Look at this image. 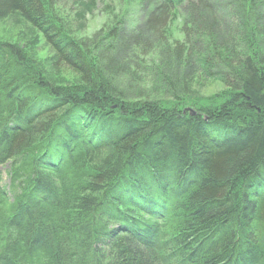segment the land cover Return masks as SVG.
<instances>
[{"label": "trees", "instance_id": "1", "mask_svg": "<svg viewBox=\"0 0 264 264\" xmlns=\"http://www.w3.org/2000/svg\"><path fill=\"white\" fill-rule=\"evenodd\" d=\"M56 1L0 0V19L22 15L84 81L54 85L0 40V264H264V0H137V34L111 31L142 48L184 9L187 75L158 82L174 97L200 69L225 86L215 103L180 98L194 114L120 100Z\"/></svg>", "mask_w": 264, "mask_h": 264}, {"label": "rangeland", "instance_id": "2", "mask_svg": "<svg viewBox=\"0 0 264 264\" xmlns=\"http://www.w3.org/2000/svg\"><path fill=\"white\" fill-rule=\"evenodd\" d=\"M55 4L54 12L64 29L88 50L93 66L98 67L100 72H107L111 78V86L119 93L117 96L120 100L130 102L154 98L158 99L161 106L166 107L167 110L180 109L181 112L188 110L189 113L190 111L195 113L196 109L190 104L182 106L180 98L188 97L197 104H211L215 103L214 99L225 90L222 82L205 77L200 69H198L199 73L192 71V76L186 81V91L174 97H171L172 93L168 91L170 87L158 82V75L167 77V69L178 76V85L184 82L181 78L187 75L183 74L187 73L186 69L183 71L184 65H180L173 54L174 45L184 39L183 32L186 26L184 9L178 7L171 11L162 32H143L142 48L130 46L124 49L118 46L120 43L112 39L111 31L117 28L120 31L133 30L134 34H137L135 26L143 17L137 0H57ZM224 10L229 13L233 22H237L234 9L221 8L218 13L226 26L227 23L231 24L229 23L231 20L227 21L223 16ZM234 25L235 23L233 27L236 28ZM122 27L124 29H121ZM0 40L15 44L26 52L29 59L54 85L84 84L81 75L55 63V53L50 49L43 35L19 13L0 19ZM262 54L264 47L259 48L258 51L259 56ZM188 74L191 75V72L189 71ZM99 160L100 158H95L91 162L98 163ZM5 171V166L0 168L2 184L7 182ZM1 244L0 242V250L3 246ZM40 258L37 255L33 260L34 264H42Z\"/></svg>", "mask_w": 264, "mask_h": 264}, {"label": "water", "instance_id": "3", "mask_svg": "<svg viewBox=\"0 0 264 264\" xmlns=\"http://www.w3.org/2000/svg\"><path fill=\"white\" fill-rule=\"evenodd\" d=\"M190 114H194V111H190Z\"/></svg>", "mask_w": 264, "mask_h": 264}]
</instances>
